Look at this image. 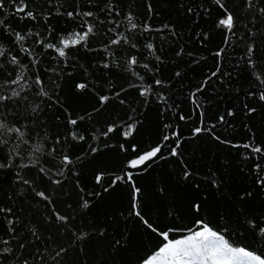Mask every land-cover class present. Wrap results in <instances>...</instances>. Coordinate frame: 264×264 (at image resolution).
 Returning <instances> with one entry per match:
<instances>
[{"label": "trees", "instance_id": "16d2710c", "mask_svg": "<svg viewBox=\"0 0 264 264\" xmlns=\"http://www.w3.org/2000/svg\"><path fill=\"white\" fill-rule=\"evenodd\" d=\"M221 2L0 0V264H144L201 221L264 257V0Z\"/></svg>", "mask_w": 264, "mask_h": 264}, {"label": "snow or ice", "instance_id": "6c2138e0", "mask_svg": "<svg viewBox=\"0 0 264 264\" xmlns=\"http://www.w3.org/2000/svg\"><path fill=\"white\" fill-rule=\"evenodd\" d=\"M215 3L218 4L221 8H224V4L221 2V0H215ZM249 5L251 6L252 0H248ZM0 7H3V4L0 3ZM25 5H23V0H20V5L17 6L16 11L17 12H24L25 11ZM262 13H264V8L260 9ZM27 15L31 16V13H27ZM71 15V13L69 14ZM86 15L91 16L92 13H86ZM129 23L131 24V27L135 29L137 25L135 23H132L131 17H129ZM219 25L224 26L229 31L232 30L234 27V17L231 13H227L225 18H222L219 20ZM93 32V28L91 25L87 27V31L83 34L81 33H75L70 35L68 38L62 39L61 43L63 44V47L56 48V51L59 53L61 57L66 55L65 49H67L70 46L79 45L82 42H85L88 38V35ZM18 40H23L24 37L22 35L17 34ZM124 39V37H122ZM119 40H113L112 43L118 44ZM48 47H55L54 45H48ZM149 48L152 47V45H148ZM3 53L0 52V55ZM217 55H220V53H217ZM13 62L15 61V58L13 57ZM137 63L135 58H132L130 61L131 65H135ZM215 75V73L213 74ZM15 83V81H14ZM37 83H41L39 79H37ZM157 84L160 83V81L156 82ZM87 85L80 84L78 85V88L84 89ZM199 91V89H198ZM149 92V89H144L142 91V95H147ZM13 95H18V93H13ZM8 97H0V99H7ZM107 97H101V100L106 102ZM261 100H264V94H261L260 96ZM232 113H229L231 115ZM202 115V114H201ZM184 117H181L183 119ZM221 121H223V117L220 118ZM71 124L75 125L77 123L76 120H71ZM7 126L0 122V129H6ZM134 130V126H129V129L125 131L123 134L127 137L132 134V131ZM7 131H15L17 133H20L21 136H23V133L20 132V129H7ZM114 131V128L109 127L107 132ZM195 133L199 134L202 131H205L203 128H196ZM210 131V129H209ZM107 132L105 135H107ZM174 135H178V133H174ZM80 139H83V137H80ZM165 140L169 139V137L165 136ZM216 139L219 140V137H216ZM225 143H228L225 141ZM161 147L157 146L150 151L139 155L137 158L131 160L129 162L130 168H138L140 166H143L147 164L149 161L154 160L158 156L159 153H161ZM179 147V143H177V148ZM243 147L250 148L252 152L254 153H262L264 152V149H262L259 146H252L251 144H245ZM37 151H40L39 146H37ZM171 155H178L175 149L172 150ZM67 163H71V161L68 159V157L64 158ZM259 167V166H257ZM127 179L128 181H132V173H127ZM190 173H185V178H187ZM102 177H97V182L99 183ZM123 177H116L113 181V184L116 181L122 180ZM58 182V181H57ZM262 185H264V177H261L258 181ZM134 192L135 194H139L140 189L135 188V185L133 184ZM40 197L44 199H48V197L45 195V193L40 192L37 193ZM84 207H88L87 201L83 204ZM135 215L140 216V212L137 209V205L134 203L133 205ZM197 210H199V206H196ZM0 211H3V209H0ZM10 211V210H8ZM60 220H65V217H59ZM11 223V222H10ZM147 224V221H145ZM199 230H190L189 233L182 238L179 239H169V234L167 232L161 233L163 236V239L166 241V243L159 248V250L152 255L145 264H264V257L261 255L256 254L253 251L248 250L244 247H237L233 246L232 243L228 239L225 238V236L216 230H214L212 227H210L208 224L201 222H198ZM151 227V225H148ZM260 233L264 235V228H260ZM7 243V241H5ZM119 243V242H117ZM3 252H9L10 249H3Z\"/></svg>", "mask_w": 264, "mask_h": 264}, {"label": "rangeland", "instance_id": "374dc122", "mask_svg": "<svg viewBox=\"0 0 264 264\" xmlns=\"http://www.w3.org/2000/svg\"><path fill=\"white\" fill-rule=\"evenodd\" d=\"M182 238V237H181ZM145 264V263H144Z\"/></svg>", "mask_w": 264, "mask_h": 264}]
</instances>
